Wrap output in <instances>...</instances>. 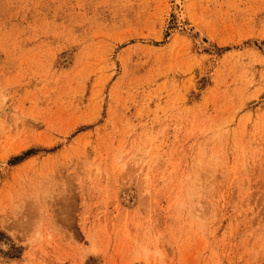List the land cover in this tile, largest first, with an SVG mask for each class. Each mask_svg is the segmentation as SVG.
Returning <instances> with one entry per match:
<instances>
[{
  "label": "rangeland",
  "instance_id": "1",
  "mask_svg": "<svg viewBox=\"0 0 264 264\" xmlns=\"http://www.w3.org/2000/svg\"><path fill=\"white\" fill-rule=\"evenodd\" d=\"M0 264H264V0H0Z\"/></svg>",
  "mask_w": 264,
  "mask_h": 264
}]
</instances>
